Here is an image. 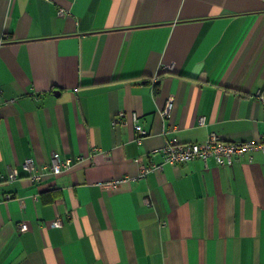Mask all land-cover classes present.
<instances>
[{
	"label": "crops",
	"instance_id": "obj_1",
	"mask_svg": "<svg viewBox=\"0 0 264 264\" xmlns=\"http://www.w3.org/2000/svg\"><path fill=\"white\" fill-rule=\"evenodd\" d=\"M211 133L264 142V0H0V264H264L260 150L163 164Z\"/></svg>",
	"mask_w": 264,
	"mask_h": 264
},
{
	"label": "built area",
	"instance_id": "obj_2",
	"mask_svg": "<svg viewBox=\"0 0 264 264\" xmlns=\"http://www.w3.org/2000/svg\"><path fill=\"white\" fill-rule=\"evenodd\" d=\"M61 13V12H60ZM172 107V98L167 101V104L163 110L164 115H168ZM123 114H120L122 117ZM119 117L113 120V125L116 127L119 124L125 125V121H118ZM133 120H136V116H132ZM134 131L143 135L144 131L140 125H134ZM140 137H138V140ZM254 150H260L264 154V142H237V143H226L220 139V137L211 133L208 139L202 144H188L180 143L177 140L173 139L169 142H166L162 148L163 153V164L177 165L180 163H185L191 161L194 158H200L204 162L209 157H213L218 164H230L232 158L243 156ZM70 159H61L56 155L52 157L51 163L49 166L41 167L42 171H48L51 174H59L64 170H67L71 166ZM163 164H151L144 165L139 163V173L137 175L138 179L145 177L148 173L158 172L161 170ZM23 170L29 174V178L32 182L36 183L39 181L42 173L39 169L36 168L34 162L31 159L25 160L22 164ZM19 177L18 171L15 168H9L5 175L0 174V187L4 182H12ZM114 184L118 183V180L113 182ZM10 198L9 195L4 196L5 200ZM49 227L59 228L61 226V221L59 218H56L48 223ZM20 232H25L29 229V225L26 223H20L18 225Z\"/></svg>",
	"mask_w": 264,
	"mask_h": 264
}]
</instances>
